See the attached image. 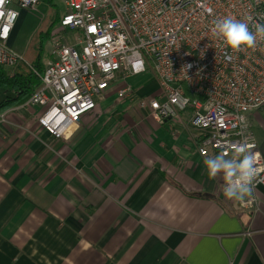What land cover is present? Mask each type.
Here are the masks:
<instances>
[{"label": "crops", "instance_id": "1", "mask_svg": "<svg viewBox=\"0 0 264 264\" xmlns=\"http://www.w3.org/2000/svg\"><path fill=\"white\" fill-rule=\"evenodd\" d=\"M158 92L150 72L117 80L65 141L40 109L2 112L0 264H264V190L252 208L225 199L189 111L160 124L139 107ZM248 122L264 157V106Z\"/></svg>", "mask_w": 264, "mask_h": 264}, {"label": "built area", "instance_id": "2", "mask_svg": "<svg viewBox=\"0 0 264 264\" xmlns=\"http://www.w3.org/2000/svg\"><path fill=\"white\" fill-rule=\"evenodd\" d=\"M63 31L78 32L77 45L54 41L40 84L22 104L40 109L38 127L65 141L80 119L119 79L150 72L155 97L139 99L141 109L162 124L189 111V124L201 132L200 156H231L245 139L255 146L257 172L252 195L240 205L252 208L254 191L264 190V157L250 131L248 115L264 106V39L237 53L221 50L213 35L224 17L245 21L255 32L264 26V0H57ZM37 0H0V65L14 68L23 55L8 44L19 11L35 12ZM129 84L116 92L130 97ZM5 114L0 113V124Z\"/></svg>", "mask_w": 264, "mask_h": 264}, {"label": "clouds", "instance_id": "3", "mask_svg": "<svg viewBox=\"0 0 264 264\" xmlns=\"http://www.w3.org/2000/svg\"><path fill=\"white\" fill-rule=\"evenodd\" d=\"M213 35L221 50L237 53L241 49L254 47L258 35L264 39V26L257 27L253 32L245 21L224 17L215 22ZM254 146L245 139L235 147L231 156L221 152L204 160L209 179L222 175L221 187L225 199L244 203L252 195V181L257 172L255 163L258 155L251 152Z\"/></svg>", "mask_w": 264, "mask_h": 264}, {"label": "trees", "instance_id": "4", "mask_svg": "<svg viewBox=\"0 0 264 264\" xmlns=\"http://www.w3.org/2000/svg\"><path fill=\"white\" fill-rule=\"evenodd\" d=\"M49 4L52 0H37ZM48 14L41 20L39 27L30 37L23 53L24 61L12 69L0 65V90L7 92L0 99V113L24 104L39 86V78L33 71L41 72L44 66L40 63V51L44 40L49 37L51 29L58 22L56 11L49 8Z\"/></svg>", "mask_w": 264, "mask_h": 264}, {"label": "rangeland", "instance_id": "5", "mask_svg": "<svg viewBox=\"0 0 264 264\" xmlns=\"http://www.w3.org/2000/svg\"><path fill=\"white\" fill-rule=\"evenodd\" d=\"M49 8H51L52 11L58 10L59 13H63L64 11V6L61 2L52 0L49 4L38 2L35 12L23 10L19 12V17H17L14 23L13 31L9 40V44L15 52L20 55L25 52L28 41L39 27L41 20L48 14V12H51L48 11ZM76 39L77 32L62 31L59 28V25L54 24L49 37H47L43 42L42 50L40 51V63L45 66L46 62L50 59V52L54 41H63L69 45H75ZM75 49L79 50L77 46H75ZM139 86H142V83H140ZM6 93L7 92L0 90V99L3 94ZM142 97L144 100L148 99V96Z\"/></svg>", "mask_w": 264, "mask_h": 264}]
</instances>
